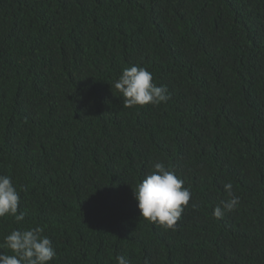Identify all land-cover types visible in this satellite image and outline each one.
Masks as SVG:
<instances>
[{
    "label": "trees",
    "instance_id": "trees-1",
    "mask_svg": "<svg viewBox=\"0 0 264 264\" xmlns=\"http://www.w3.org/2000/svg\"><path fill=\"white\" fill-rule=\"evenodd\" d=\"M130 66L167 102L123 107ZM156 162L191 190L175 230L134 197ZM0 175V245L40 226L51 264H264V0H0Z\"/></svg>",
    "mask_w": 264,
    "mask_h": 264
},
{
    "label": "clouds",
    "instance_id": "clouds-1",
    "mask_svg": "<svg viewBox=\"0 0 264 264\" xmlns=\"http://www.w3.org/2000/svg\"><path fill=\"white\" fill-rule=\"evenodd\" d=\"M123 97V107L159 105L170 98L167 88L157 86L153 75L147 69L130 66L114 82ZM224 190L228 195L213 211L217 219L223 218L239 204V197L233 195L232 183H225ZM191 190L184 186V181L162 162H156L152 171L134 189L141 217L165 230H175L178 221L191 200ZM20 193L13 184L12 178L0 175V218L12 216L19 223L25 219L24 213L18 214ZM195 207V205H193ZM40 226L13 230L4 237L2 248L12 254L0 253V264H51L56 251L52 241L45 236ZM118 264H130L125 256L117 257Z\"/></svg>",
    "mask_w": 264,
    "mask_h": 264
}]
</instances>
